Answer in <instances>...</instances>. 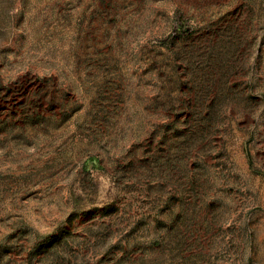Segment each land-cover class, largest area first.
<instances>
[{"label": "rangeland", "instance_id": "obj_1", "mask_svg": "<svg viewBox=\"0 0 264 264\" xmlns=\"http://www.w3.org/2000/svg\"><path fill=\"white\" fill-rule=\"evenodd\" d=\"M0 264H264V0H0Z\"/></svg>", "mask_w": 264, "mask_h": 264}]
</instances>
